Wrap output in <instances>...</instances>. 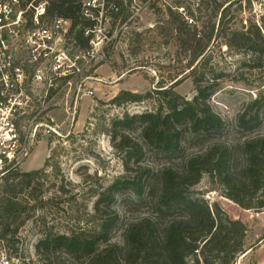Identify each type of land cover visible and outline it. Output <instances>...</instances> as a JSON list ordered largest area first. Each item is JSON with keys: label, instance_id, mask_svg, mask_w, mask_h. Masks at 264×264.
I'll return each mask as SVG.
<instances>
[{"label": "trees", "instance_id": "1", "mask_svg": "<svg viewBox=\"0 0 264 264\" xmlns=\"http://www.w3.org/2000/svg\"><path fill=\"white\" fill-rule=\"evenodd\" d=\"M33 1L22 0L27 29L35 27L34 10L27 9ZM114 1L120 8L118 15H122L125 21L128 15L123 0ZM252 1L259 0H226L224 3L200 0L194 10L187 8L190 16L198 14L200 26L196 23L189 25L178 13L176 8L183 6L181 0L175 3V8H167V17L158 26L159 35L165 39V44H174L184 56L186 64L183 69L190 71L187 77L192 78L196 95L190 101L183 98L175 90L183 80L174 78L168 84L159 82L158 89L145 94L122 90L110 101L117 107L153 101L156 109L144 114L126 113L122 118L114 119L109 128H103L124 159L125 174L97 192L93 213L84 221L90 223L89 227L67 233L51 230L44 235L35 246L41 264H236L240 256L256 251V245L263 239L255 245H248L249 228L243 221L233 220L217 203L210 204L203 198L192 197L189 192L204 175H208L211 183L222 190L224 200L244 211H264V134L253 131L256 126H250L259 120L258 112L250 114L245 110L238 116L237 127L249 132L235 145L218 140L184 158L176 156L182 150L184 134L189 132L193 140H200L222 133L225 127L210 107L213 86H205V73L200 72L199 67L213 41L221 37L226 47L232 50L264 55V36L257 25L242 29H233L232 26L238 15L252 7ZM58 18L72 22L66 35L67 42L88 51L90 38L85 36V29L90 24L82 18L73 0H51L40 22L47 24ZM70 78L57 81L62 86ZM56 91L51 87L48 99ZM260 101L254 100L252 106ZM135 125L144 146L156 155L175 156V162L167 161L154 172L142 167L139 163L144 146H139L126 132ZM51 153L44 168L31 172L17 170L5 177L1 185V242L17 243L16 235L24 221L29 219V213L54 202L52 198L32 196L36 190L45 191L46 168L52 167L56 178L60 175L58 162H55L58 152L52 150ZM144 174L151 177L147 180V189L153 202L152 214L128 223L122 234V244L112 242V233L118 223V215L113 210L115 195L136 186L141 191ZM92 180V176L86 175L84 183L89 184ZM23 191L28 194L27 200L22 201L18 195ZM58 191L66 193L62 186ZM29 201L33 204L30 205ZM26 213L27 218L20 222ZM81 219L79 222L83 223ZM251 264H256L254 258Z\"/></svg>", "mask_w": 264, "mask_h": 264}, {"label": "rangeland", "instance_id": "2", "mask_svg": "<svg viewBox=\"0 0 264 264\" xmlns=\"http://www.w3.org/2000/svg\"><path fill=\"white\" fill-rule=\"evenodd\" d=\"M178 1L149 0L144 3L138 0L136 4L127 3L126 15L128 19H134L130 22L126 19L127 24L123 29L121 26L124 24L113 25L116 29L112 44L105 51L90 53V56L86 51L69 44L65 36H57L50 49L34 45L28 36L30 30L25 27L27 17H22L19 25L15 26L17 35L4 32L0 37L5 42V49H2L4 53L0 52V62L21 66L24 74L20 100L24 103L27 101L28 105L25 115L17 119L28 131L34 119L28 118L36 114L37 124H44L40 128L41 132L48 130L49 126L57 132H51V135L38 140L20 171L31 172L44 168L52 150L58 152L55 162L60 168L58 178L52 167L46 168L45 191L41 193L36 190L32 193L34 198H52L54 202L44 209L29 213V219L24 221L16 235L17 243L0 242V264H4L3 258L6 264H41L35 246L47 232L67 233L90 226L89 222L84 221L88 214L93 213L97 192L125 174L124 159L103 128H109L114 119L122 118L126 113L144 114L156 109L153 101L122 107L112 105L110 101L120 91L145 94L158 89L159 82L168 84L170 79L178 78L183 81L176 87V92L188 101L194 98L196 91L192 78L187 77L190 71L183 69L186 64L184 56L174 44H165L158 29L167 17V8H175ZM189 1L181 0L185 8L195 9V5ZM225 1L218 0V3ZM243 6H246L245 2ZM197 17L198 14H195L196 25H199ZM244 21H247V25ZM52 25L49 22L44 26L51 28ZM250 25H257L264 36V0L252 1V7L238 15L232 26L233 29H242ZM139 35L141 37L138 39ZM47 51L49 53L45 55ZM73 60L77 61L76 68L80 72L74 73L68 67ZM199 67L200 72L205 73V86H213L210 107L225 127L222 133L211 134L200 140H193L189 132L184 134L182 150L176 155L179 159L201 151L210 142L224 140L235 145L241 136L249 132L248 129L240 130L236 124L238 116L245 110L250 114L258 112L259 120L250 126H256L253 131L264 134V55L232 50L226 47L224 39L220 37L213 41ZM35 73L41 77L40 80H32ZM62 74L72 75L70 84L61 86L58 81H54ZM51 79L57 91L48 99ZM89 92L92 94L89 95ZM256 99L261 100L260 103L252 106ZM126 132L139 146H144L136 125ZM141 154L139 164L152 172L167 161L175 162L176 159L175 156L156 155L147 146H144ZM86 175L93 177L89 184L84 183ZM148 179H151L150 175L144 174L141 191L136 186L116 193L113 210L118 215V223L112 233V242L122 244L126 225L152 214L154 207L148 196ZM60 186L66 193L58 191ZM27 194V191H23L18 198L27 200ZM189 195L203 198L210 204L217 203L233 220L243 221L249 228L248 245H255L263 239L256 245V251L240 256L236 264H251L252 258L256 264H264V211H244L231 201L224 200L222 190L211 183L208 175L203 176ZM25 218L27 213L20 222Z\"/></svg>", "mask_w": 264, "mask_h": 264}, {"label": "built area", "instance_id": "3", "mask_svg": "<svg viewBox=\"0 0 264 264\" xmlns=\"http://www.w3.org/2000/svg\"><path fill=\"white\" fill-rule=\"evenodd\" d=\"M51 0H34L30 3L27 9H33L34 15V28H29L28 36L30 40L41 47V45L48 47L55 43L58 39L57 36H65L69 33L72 26V22L68 19L58 18L52 21L51 28L44 26L45 24L40 22V17L45 15L46 7ZM79 7L80 13L83 19L90 24V27L85 29V36L90 38L87 55L90 53H99L105 51V49L112 44L113 36L115 35L116 24L123 25L121 29L126 26L127 21L130 22L134 19L131 17L125 22L122 19V15H118L120 12L119 6L114 0H73ZM138 0H123V4L127 7V3L136 4ZM200 0H190L192 5L198 6ZM147 3V2H145ZM22 0H0V37L4 32L10 35H17L18 31L15 26L19 25L21 18L23 17V11L21 9ZM176 10L181 14L189 25L195 24V17L188 14L187 8L184 6L177 7ZM194 10V9H193ZM119 16V17H118ZM15 17V18H14ZM247 25V21H244ZM112 28V29H110ZM117 33V32H116ZM2 49H5V42L0 39V52L3 54ZM49 52L45 53L47 55ZM36 60V57H34ZM72 62V60H70ZM79 63V62H78ZM77 61L73 60L68 67L73 69V72H80L79 68H76ZM61 67V66H59ZM8 69L10 71L8 72ZM60 69V68H59ZM21 66H15L9 63L0 62V209H1V185L5 177L11 172L19 171L24 160L27 159L33 152L39 139H43L51 132L57 133L54 127L49 126L48 130L40 131V128L44 124H37L36 114L30 115L28 119H33L30 124L29 130L23 124H20V120L17 119L20 116L25 115V107L28 102L25 103L20 100L23 92V79ZM59 78H54L57 82L58 79L68 77L72 75L62 74ZM40 80L41 77L36 73L33 74L32 80ZM70 78V79H71ZM69 79V80H70ZM66 84H70V81ZM50 87H54L51 79ZM92 94L91 92L88 93ZM36 116V117H35ZM36 123V124H35ZM35 124L33 129L32 125ZM1 234V225H0ZM1 242V240H0ZM5 258L2 259L6 264Z\"/></svg>", "mask_w": 264, "mask_h": 264}]
</instances>
